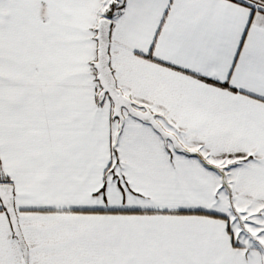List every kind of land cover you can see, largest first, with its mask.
<instances>
[{"label":"snow or ice","instance_id":"6c2138e0","mask_svg":"<svg viewBox=\"0 0 264 264\" xmlns=\"http://www.w3.org/2000/svg\"><path fill=\"white\" fill-rule=\"evenodd\" d=\"M0 264H264V0H0Z\"/></svg>","mask_w":264,"mask_h":264}]
</instances>
